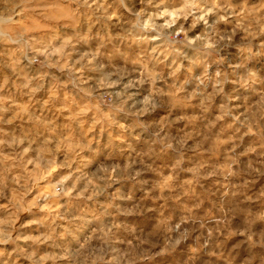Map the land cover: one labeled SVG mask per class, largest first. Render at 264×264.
Here are the masks:
<instances>
[{"label": "clouds", "instance_id": "1", "mask_svg": "<svg viewBox=\"0 0 264 264\" xmlns=\"http://www.w3.org/2000/svg\"><path fill=\"white\" fill-rule=\"evenodd\" d=\"M41 63L80 102L0 138V264H264V0H0V72Z\"/></svg>", "mask_w": 264, "mask_h": 264}, {"label": "rangeland", "instance_id": "2", "mask_svg": "<svg viewBox=\"0 0 264 264\" xmlns=\"http://www.w3.org/2000/svg\"><path fill=\"white\" fill-rule=\"evenodd\" d=\"M33 67L34 69H40V71L15 68L13 75L0 72V86H2V90H0V108L8 109L6 112H0V117L5 120L11 118L9 124H3L0 121V129H3L0 131V138L10 135L13 131L17 133L23 131L29 134L39 132L41 125L47 129L49 124L45 117L53 114H55L53 123H59L65 119L70 121L72 117L68 114L71 112L72 107L80 102L78 97L66 90L68 85L61 86L58 83L49 81L51 73L47 71L42 63ZM33 77H38V79H33ZM5 79H7V83H4ZM29 81H31L29 87L24 88L23 84ZM33 88L36 90L32 91ZM177 107H182L184 111H188L194 107V104L177 101ZM86 112L87 110L83 109L81 114H86ZM37 117H39V120H37ZM199 122L200 118L198 116L185 117V123L189 129H195ZM213 131V128H209V135ZM227 131V129L222 130L220 137L215 139L210 148L206 147L209 141L205 139L203 143L197 144L193 150L194 155L192 158H200V163L198 168L194 170L196 178L188 184L191 191L186 195H200L199 190L202 187V182L210 183L211 187L208 188L207 192L200 195L201 206L220 196L222 194L221 189L226 190L228 188L227 183H221L230 169L229 160L225 159L224 156V149L235 138L224 139ZM193 138L194 134H190L188 140L191 142ZM213 161L216 162V165L212 163ZM181 164H183V161ZM180 167L181 165L177 166L178 169ZM210 167L214 169L212 175L204 176L203 173ZM223 194L227 195V192L224 191ZM26 215L27 213L22 214L20 219L17 220V227ZM208 215L214 216L215 213L209 210ZM196 259V257H193L192 264H196Z\"/></svg>", "mask_w": 264, "mask_h": 264}]
</instances>
